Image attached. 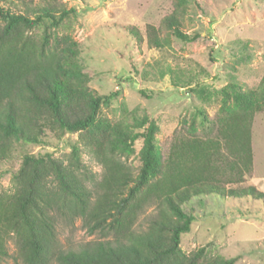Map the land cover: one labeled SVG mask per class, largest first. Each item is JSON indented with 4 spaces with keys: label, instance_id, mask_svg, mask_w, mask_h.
I'll use <instances>...</instances> for the list:
<instances>
[{
    "label": "trees",
    "instance_id": "16d2710c",
    "mask_svg": "<svg viewBox=\"0 0 264 264\" xmlns=\"http://www.w3.org/2000/svg\"><path fill=\"white\" fill-rule=\"evenodd\" d=\"M171 1L173 11L160 25L146 27L148 48L162 49L173 37L196 40L185 31V20L202 0ZM79 17L62 0H0V166L21 143L41 146L48 134L78 135L69 162L51 153L22 155L13 192L0 194V264L12 238L24 264H236L205 248L182 250V235L198 220L183 206L205 196L264 203L263 191L243 186L254 175L253 125L264 112V78L258 91L230 84L221 91L218 113L198 110L201 129L176 131L162 152L151 117L130 114L115 124L101 117L120 92L100 95L90 88L70 34ZM131 34L142 42L137 29ZM139 139L136 168L127 160ZM82 153L102 167L99 181ZM152 205L155 216L137 230L139 216ZM78 220L104 239L61 250L58 223Z\"/></svg>",
    "mask_w": 264,
    "mask_h": 264
},
{
    "label": "rangeland",
    "instance_id": "374dc122",
    "mask_svg": "<svg viewBox=\"0 0 264 264\" xmlns=\"http://www.w3.org/2000/svg\"><path fill=\"white\" fill-rule=\"evenodd\" d=\"M62 1L80 15L69 33L80 46L78 58L91 77L90 88L100 95L120 92L102 107L101 117L111 124L130 114L151 117L160 129L157 139L162 152L176 131L192 126L201 129L198 110L214 117L221 106V91L230 84L258 91L264 78V0H202V8L192 4L185 31L196 40L184 43L173 37L162 49L148 48L145 31L147 25L158 27L173 11L171 0ZM131 29L140 32L142 42ZM196 86L197 92L191 91ZM77 139V134L67 133L61 139L48 134L45 145L19 144L13 158L0 166V194L13 192L12 176L24 153H51L69 162L71 144ZM142 147L143 140H137L128 164L139 167ZM253 149L254 175L243 186L253 185L264 192V112L254 120ZM81 158L99 181L102 167L89 155L82 153ZM97 181L89 183L92 190ZM183 209L198 219L182 235L185 253L205 248L212 255L235 258L236 264H264L262 201L205 196ZM155 214L153 205L145 208L135 228L146 229ZM57 230L63 251H77L88 242L104 239L100 232L90 234L81 220L72 225L60 221ZM8 251L3 264H24L13 238Z\"/></svg>",
    "mask_w": 264,
    "mask_h": 264
}]
</instances>
